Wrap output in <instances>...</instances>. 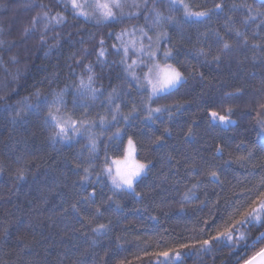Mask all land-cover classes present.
Segmentation results:
<instances>
[{
    "label": "trees",
    "instance_id": "trees-1",
    "mask_svg": "<svg viewBox=\"0 0 264 264\" xmlns=\"http://www.w3.org/2000/svg\"><path fill=\"white\" fill-rule=\"evenodd\" d=\"M193 3L208 7L222 3L223 8L198 23H185L177 12L180 25L163 29L168 35L162 50L172 49L171 63L187 79L153 103V107L177 103L182 107L147 119L141 92L125 72L122 55L112 47L119 48L114 34L122 28L149 26L144 14L97 25L74 17L69 10L66 22L50 26L44 33L46 42L41 43L43 26L31 31L32 19L41 11L38 5L54 15L63 11L62 0H0V40L4 41L0 45V96L5 97L0 100V264H159L155 257L144 254L146 243L151 245L148 251L188 243L190 247L180 249L181 256L170 264H243L241 258L251 255L223 238L219 243L212 241L210 250L198 241L222 230L232 214L233 201L243 197L239 200L242 210L264 190L260 187L264 129L256 123L257 112L264 115L258 107L264 103V19L244 23L248 13L241 5L260 7L259 0ZM156 7L167 14L166 0ZM235 29L245 33L246 43L245 37L235 35ZM101 39L106 56L98 60ZM224 41L231 44L230 49L223 50ZM200 48L207 55H201ZM217 54L218 61L213 58ZM89 64L95 87L104 94L87 101L91 105L88 118L98 120L106 114V97L113 88L119 93L117 103L122 112L131 113L127 124L117 116L119 123L113 122L107 130L92 129L98 137L97 171L105 150L112 158L119 156L111 151L114 144L108 139L119 127L122 134L136 141L137 159L148 163L135 193L113 194L105 176L97 180L93 175L91 181H82L84 173L75 164L87 160V139L52 142L41 117L29 113L24 119H13V111L7 108L37 88L47 93L67 86L68 110L79 117L83 110L73 109V85L81 74L86 75ZM133 104L138 109L134 113ZM228 107L233 109V123L210 120V110L225 115ZM189 127L192 136L187 135ZM165 128L170 129V135L165 134ZM161 135L164 140L154 143ZM217 147H222L223 155H216ZM20 166L26 170L23 179L16 176ZM209 170L219 173V182L208 175ZM190 190L198 200L184 199ZM114 202H118L119 211H115ZM74 203L78 212L71 207ZM97 207L103 215L96 214ZM98 224L108 227L94 232ZM241 231L251 238L264 227L253 224ZM261 246L264 244L255 250Z\"/></svg>",
    "mask_w": 264,
    "mask_h": 264
},
{
    "label": "snow or ice",
    "instance_id": "snow-or-ice-1",
    "mask_svg": "<svg viewBox=\"0 0 264 264\" xmlns=\"http://www.w3.org/2000/svg\"><path fill=\"white\" fill-rule=\"evenodd\" d=\"M158 2H165V0H62L63 11H58L54 15L50 14L49 11H44V5H38L41 11L37 12L36 16L33 17L31 31H36L37 25H42L43 32L40 34L39 39L41 43H45L44 33L49 30L50 26L66 22L65 12L69 10L74 17L92 21L97 25L120 22L124 19L135 18L144 14V19L149 26L145 28L133 25L131 29L122 28L120 32L114 34L117 41H119V48L116 45L112 47L118 54L122 55L120 62L124 65L125 72L131 80L135 81L138 90L141 92V105L146 118L157 119V114L159 113L168 112L171 114L174 108L178 110L182 107L179 103L175 106L159 105L153 107V103L170 94L172 89H176L182 81L187 79L184 72L171 63V60L174 59L172 49L161 50L160 48L162 38H166L168 35L163 29L170 24L179 26L181 20L185 23L203 22L206 19H210L214 13L223 8L222 3H214L212 7H208L207 5L195 4L193 0H166L167 14H165L164 11L156 7ZM150 3L151 7H149ZM259 5L260 7L247 3L241 5L248 13L244 18V23L255 21L257 17L264 19V0H259ZM233 7L235 8L236 6L234 5ZM177 12L182 14L181 20L176 17L175 13ZM28 31L29 29L26 28L25 32L27 33ZM150 31L153 33L152 35L149 34ZM235 35L237 37H245V33L241 32L240 29H235ZM3 43L4 41L0 40V45H3ZM99 43L98 60L106 56V50L103 47L104 41L101 39ZM230 48L231 44L224 41L223 50ZM161 51L162 56L158 57V53H161ZM198 51L201 55H207L203 48L198 49ZM130 53L131 56L136 58L131 59L129 63ZM45 54L47 55V53ZM85 54L87 55V53ZM213 58L218 61L220 56L217 54ZM12 60L17 62L15 57H12ZM85 72L86 75L81 74L78 82H74L73 85L75 97L73 109L79 108L83 110L79 117L75 111L68 110L66 95L69 89L67 86L59 90H50L47 93L37 88L31 95L18 100L15 106L7 105V108L13 111V119H24L29 113L41 117L48 130V138L52 142H68L77 137L87 139L88 142L85 145L88 151L87 160L75 164V167L82 169L84 173L81 177L82 181H91L93 175L96 176L97 180H99L100 176H105L111 182L113 194L116 191H131L135 193V186L139 182V178L148 169V163L136 159V141L132 136H127L126 133L122 134L121 129L116 127V130L112 132L108 139L114 144V148L111 151L118 152L119 156L112 158L109 150H105L103 162L97 171L96 160L99 158L97 151L98 137L92 132V129L97 126L107 130L109 127L114 126L113 122L119 123L117 116L123 121H127L131 113L125 114L122 112L120 104L117 103L119 93L116 88H113L106 97L108 104L106 114L100 115L98 120L89 119L87 109L91 105L87 101H95L104 93L101 89L95 87L94 72L90 64L86 66ZM3 99L5 97L0 96V100ZM258 107L264 110V103H260ZM137 111L136 105L133 104L131 112ZM225 111V115H220L217 111L210 110V120L223 124L233 123L231 119L233 109L228 107ZM256 123L264 129V115L261 112H257ZM164 132L168 135L171 134L168 128H165ZM187 135H194L191 127L188 128ZM125 138L126 144L124 143ZM163 140L164 136L161 135L155 138L154 143L158 144ZM116 141H119V143L116 144ZM216 155H223L222 147H217ZM248 155L251 156L252 153L249 152ZM241 159H246V157H241ZM0 171H3L2 165H0ZM25 171L23 166L18 167L16 169L17 179H23ZM208 175L218 181L219 173L217 171L209 170ZM196 187L197 185H193V188ZM260 187L264 188V178L260 181ZM136 195H139V193H136ZM92 196H95V190H93ZM108 199L111 200L112 197ZM184 199L198 200L199 197L190 190L184 194ZM240 199H243V197H239L231 203L232 214L224 221L222 230H217L215 235L210 236L208 239L200 240L198 243L205 250H210L209 246L212 241L219 243L223 238L224 240L232 241L234 248H240L241 251L246 250V255L247 252H251V255L246 259L241 258L243 264H264V246L259 247L258 251L255 250L258 245L264 244V231L251 238L241 231V229L253 224H259L260 227H264V190L258 191L255 198L251 199L246 206H243L242 210L239 204ZM114 203H116L115 211H119L118 202ZM201 203L204 204L205 202L201 201ZM71 207L73 210L79 211L75 203ZM96 214L103 215L99 207L96 208ZM107 227L106 224H98L93 231L99 232ZM209 227L212 226L210 225ZM150 247L149 243L145 244L144 254L146 256L155 257L159 264H170V261L181 256L180 249H188L190 245L181 243L178 247L166 248L161 251H148ZM136 258L141 259L139 256ZM149 264H151L150 261Z\"/></svg>",
    "mask_w": 264,
    "mask_h": 264
},
{
    "label": "rangeland",
    "instance_id": "rangeland-1",
    "mask_svg": "<svg viewBox=\"0 0 264 264\" xmlns=\"http://www.w3.org/2000/svg\"><path fill=\"white\" fill-rule=\"evenodd\" d=\"M149 34L152 35L153 33L151 32V33H149ZM125 39H127V37H125ZM164 39H165V38H162V40H161V44H160V48H161V50H162V44H163ZM160 54H162V51H161V53H158V57H159ZM135 58H136V57L131 56V53H130V59L128 60V62L130 63V62H131V59H135ZM182 82H183V81H182ZM172 90H173V89H172ZM129 119H130V118H129ZM129 119H128L127 121H123L122 119H121V120H122V122H123L124 124H127L128 121H129ZM136 159H137V155H136ZM137 160H138V159H137ZM147 170H148V169H147ZM146 173H147V171H146L144 174H142V176H144ZM142 176H141V177H142ZM141 177H140V178H141ZM140 178H139V179H140ZM109 181H110V180H109ZM110 184H111V182H110Z\"/></svg>",
    "mask_w": 264,
    "mask_h": 264
}]
</instances>
